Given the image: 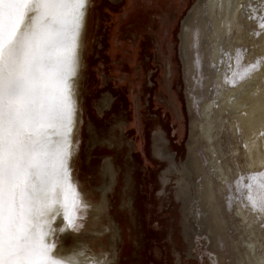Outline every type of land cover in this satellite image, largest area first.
<instances>
[{
	"label": "rangeland",
	"instance_id": "rangeland-1",
	"mask_svg": "<svg viewBox=\"0 0 264 264\" xmlns=\"http://www.w3.org/2000/svg\"><path fill=\"white\" fill-rule=\"evenodd\" d=\"M92 3L76 170L87 186L107 187L106 260L255 264L251 242L264 264V247L239 212L242 207L264 243V167L248 166L239 130L228 127L211 143L203 129L205 106L260 70L264 2L232 64L228 36L221 64L212 60L216 29L208 0ZM222 68L224 84L217 82ZM216 140L223 158L219 151L213 157Z\"/></svg>",
	"mask_w": 264,
	"mask_h": 264
},
{
	"label": "snow or ice",
	"instance_id": "snow-or-ice-1",
	"mask_svg": "<svg viewBox=\"0 0 264 264\" xmlns=\"http://www.w3.org/2000/svg\"><path fill=\"white\" fill-rule=\"evenodd\" d=\"M88 5L0 0V264H110L54 253L53 221L75 229L82 205L69 162Z\"/></svg>",
	"mask_w": 264,
	"mask_h": 264
},
{
	"label": "bare ground",
	"instance_id": "bare-ground-1",
	"mask_svg": "<svg viewBox=\"0 0 264 264\" xmlns=\"http://www.w3.org/2000/svg\"><path fill=\"white\" fill-rule=\"evenodd\" d=\"M263 2L264 0H208L210 8L209 13L216 29L212 37L214 43V50H212L213 61L217 64H221L220 45L228 36L230 38L231 55L233 56V58H231V64L233 63L235 49L239 43H243L244 45L247 44V30H249L250 24L255 23V17L259 12L256 8L262 6ZM91 4L92 0L89 8H87L85 23L80 38L78 72L77 75L72 78V88L76 103V117L75 127L72 132V157L69 165L71 169V181L74 188L80 194L82 205L78 209L79 219L76 221L77 227L75 229L65 221L63 216H57L53 221V227L60 230L57 231L55 236L56 248L54 249V253L58 257H67L71 253L83 249L87 257L103 261L108 258L109 252L104 237L108 229L104 218L107 210L104 192L107 187L96 190L95 186H87V184L81 180V177L77 175L76 170L80 140L79 135L83 120V109L78 102V95L81 87L79 81L81 77H83L85 65L84 53L86 51L85 43L89 32V15H91L92 12ZM241 21L243 22L242 25L240 24ZM258 41L259 47L263 49L264 37H260ZM259 68L260 70L250 75L249 79L237 88H228L227 90L223 89V91H220L217 101H212L208 106H205V111L203 112L204 133L211 143H213L214 138L218 139L220 133L228 129V127L232 128L231 130L233 133H236L237 130L240 131L243 138L241 143L248 160V166L252 169L264 167V60ZM222 70L223 68L217 74V82L224 84ZM220 115H224L226 120L222 122ZM215 144H217L219 150L214 147L213 144L211 145L213 157L218 158L219 151L223 158L225 152L221 147L220 141L217 142L216 140ZM218 161L217 166L220 174L223 175V177H228L227 169L223 167L220 160ZM104 165L107 169L108 159L104 162ZM109 172H111L110 169ZM129 206L130 203L122 207L126 214L129 213V211L127 212ZM239 212L242 213L248 228L251 229L261 247H264V243L259 240L260 234L257 230L258 227L252 224L242 207L239 208ZM67 236L70 237L69 241L66 240ZM255 249L254 243L250 242L249 254L256 257L255 264H263L261 263L263 260L255 254V252H257ZM80 259L83 260L85 257H80Z\"/></svg>",
	"mask_w": 264,
	"mask_h": 264
},
{
	"label": "water",
	"instance_id": "water-1",
	"mask_svg": "<svg viewBox=\"0 0 264 264\" xmlns=\"http://www.w3.org/2000/svg\"><path fill=\"white\" fill-rule=\"evenodd\" d=\"M92 2H93V0H92ZM90 3H91V0H89V5H90ZM93 4V3H92ZM92 4H91V6H92ZM89 5H88V8H89ZM86 44V43H85ZM84 61H85V53H84ZM85 66V65H84ZM81 79H82V77H81ZM81 79H80V81H79V85H81ZM79 95H80V93H79ZM78 95V102L80 103V105H81V96H79Z\"/></svg>",
	"mask_w": 264,
	"mask_h": 264
},
{
	"label": "flooded vegetation",
	"instance_id": "flooded-vegetation-1",
	"mask_svg": "<svg viewBox=\"0 0 264 264\" xmlns=\"http://www.w3.org/2000/svg\"><path fill=\"white\" fill-rule=\"evenodd\" d=\"M170 73V72H169Z\"/></svg>",
	"mask_w": 264,
	"mask_h": 264
}]
</instances>
